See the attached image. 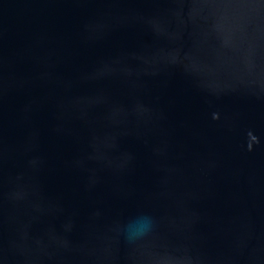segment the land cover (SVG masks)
<instances>
[{"label":"water","instance_id":"1","mask_svg":"<svg viewBox=\"0 0 264 264\" xmlns=\"http://www.w3.org/2000/svg\"><path fill=\"white\" fill-rule=\"evenodd\" d=\"M0 264H264V0H0Z\"/></svg>","mask_w":264,"mask_h":264},{"label":"clouds","instance_id":"2","mask_svg":"<svg viewBox=\"0 0 264 264\" xmlns=\"http://www.w3.org/2000/svg\"><path fill=\"white\" fill-rule=\"evenodd\" d=\"M156 227V218L150 213H139L120 226V232L129 243H135L151 233Z\"/></svg>","mask_w":264,"mask_h":264}]
</instances>
